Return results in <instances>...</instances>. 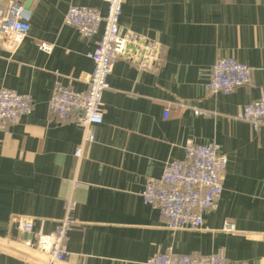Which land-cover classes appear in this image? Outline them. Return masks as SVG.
I'll return each mask as SVG.
<instances>
[{
    "label": "crops",
    "instance_id": "obj_1",
    "mask_svg": "<svg viewBox=\"0 0 264 264\" xmlns=\"http://www.w3.org/2000/svg\"><path fill=\"white\" fill-rule=\"evenodd\" d=\"M14 1L29 5L30 29L16 50L0 45V90L30 96L32 111L0 131V264H44L35 237L54 232L68 202L75 226L62 264H148L165 253L264 264V127L253 130L236 117L264 96V0H124L119 32L159 42L162 60L154 71L115 60L102 123L80 158L77 116L61 122L48 104L56 82L86 90L101 34L100 27L81 37L64 24L67 10L89 7L104 16L107 4L0 0V11ZM39 43L51 44V52ZM223 57L248 65L251 81L212 95L205 87ZM189 142L214 144L227 157L223 191L203 215L204 230L170 231L141 193L166 162L183 159ZM21 218L32 220V235L20 232ZM226 222L234 232L223 229Z\"/></svg>",
    "mask_w": 264,
    "mask_h": 264
},
{
    "label": "built area",
    "instance_id": "obj_2",
    "mask_svg": "<svg viewBox=\"0 0 264 264\" xmlns=\"http://www.w3.org/2000/svg\"><path fill=\"white\" fill-rule=\"evenodd\" d=\"M107 11L102 16L96 9L71 6L64 24L74 28L78 34L90 39L101 27L90 58L93 69L87 76L85 91L77 92L56 82L49 101V110L61 122L75 117V123L82 130L80 146L75 150L76 158L82 156V148L94 142V128L103 120V93L108 88L107 78L114 62L121 57L142 71H154L162 60V45L145 36L127 31L119 32V18L124 0H104ZM31 10L23 3L14 1L5 12L0 11V45L8 51L16 50L27 37L30 29ZM38 49L49 54L52 45L39 43ZM252 69L233 58H219L211 68L206 91L209 94H229L236 88L248 86ZM32 111V100L28 95L0 90V131L7 124H16L22 116ZM195 115L209 116L206 112L194 111ZM167 117V111L165 112ZM253 130L264 127V96L243 106L237 116ZM228 159L217 153L214 144L197 145L189 142L185 146L183 159L165 163L159 178L145 182L141 193L143 203L159 211L170 231H202L205 229L203 215L216 207L223 191V183ZM74 204L68 202L64 217L51 234H37L33 249L43 259L44 264H62L68 257L64 242L74 229L72 213ZM19 230L32 235V220L21 218ZM226 232H234V226L226 222ZM148 264H229L221 254L210 256L157 254ZM235 264H251L241 261Z\"/></svg>",
    "mask_w": 264,
    "mask_h": 264
},
{
    "label": "water",
    "instance_id": "obj_3",
    "mask_svg": "<svg viewBox=\"0 0 264 264\" xmlns=\"http://www.w3.org/2000/svg\"><path fill=\"white\" fill-rule=\"evenodd\" d=\"M26 8H29V5L28 4H25L24 5ZM4 246V245H3ZM8 248V247H7ZM18 252V251H17ZM20 253H22V254H24L23 252H20ZM26 255V254H25Z\"/></svg>",
    "mask_w": 264,
    "mask_h": 264
}]
</instances>
